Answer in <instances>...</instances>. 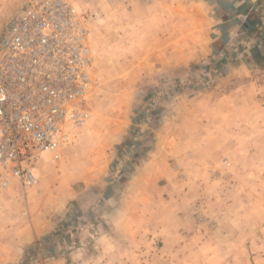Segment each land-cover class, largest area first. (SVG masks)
Listing matches in <instances>:
<instances>
[{
	"label": "crops",
	"instance_id": "0c3cea01",
	"mask_svg": "<svg viewBox=\"0 0 264 264\" xmlns=\"http://www.w3.org/2000/svg\"><path fill=\"white\" fill-rule=\"evenodd\" d=\"M26 2L0 0V22ZM81 7L101 15L93 46L127 61L117 65L132 97L107 132L104 160L64 148L52 184L45 155L38 187L0 191V264H26L31 254L33 264H198L199 248L217 257L211 264H247V250L249 263L264 264V0ZM197 70L211 82L166 98L163 75Z\"/></svg>",
	"mask_w": 264,
	"mask_h": 264
},
{
	"label": "built area",
	"instance_id": "2783aa9c",
	"mask_svg": "<svg viewBox=\"0 0 264 264\" xmlns=\"http://www.w3.org/2000/svg\"><path fill=\"white\" fill-rule=\"evenodd\" d=\"M77 2L27 0L0 34V191L38 186L43 157L61 160L91 117L82 105L93 84L91 26L101 15Z\"/></svg>",
	"mask_w": 264,
	"mask_h": 264
},
{
	"label": "rangeland",
	"instance_id": "374dc122",
	"mask_svg": "<svg viewBox=\"0 0 264 264\" xmlns=\"http://www.w3.org/2000/svg\"><path fill=\"white\" fill-rule=\"evenodd\" d=\"M77 3L79 7L82 8L81 0H78ZM108 3L111 4V2L109 1ZM84 10H92V9L87 8ZM13 16H11L6 21L0 22V34L2 30H4L3 28L5 27V25L13 18ZM99 24H100L99 22L98 23L94 22L93 25L91 26L89 45L92 49V52L95 58L94 70H93V84H92L90 92L88 93L86 97L85 103L82 105L83 108L87 109L90 112L91 117L87 121V123L81 128L80 130L81 134H79V136H77L74 140H72L71 143L65 145L61 149V160L56 161L52 158V162L51 161L47 162L49 164L51 163V166L48 167L47 171H45L44 173L45 176L42 175L40 166H38V173H39L40 181L43 176V178L48 179L47 182L49 185L55 181V178L58 179L61 176L59 169H60V164L63 159L62 151L64 150V148H70V147L81 145L82 147L85 148L84 152L86 151L89 152L90 157L95 162H101V160H104L106 158V155H107L106 148H107V142H108V140L106 139L107 132L109 131V128L113 124V119L118 114H124L126 110V104H127L126 101L132 97L131 93L133 92L125 90L126 80H124L125 74H123L122 72L124 68L121 67V69H119V66L117 65V63L120 61H121L120 63H123V65H127L126 64L127 61L125 59L124 60L119 59L118 61L115 58L116 56H118V54L116 52L108 53L109 50H107V52L101 55L100 57V54L97 51L98 49L97 45L94 44L93 46L92 34L97 31L96 29H98ZM119 39L121 40L120 36H119ZM113 54H114V57H112ZM123 67H126V66H123ZM99 68H101L102 70L100 71ZM196 72L192 73L191 71V73H189L188 75H183V76H177L173 73H170L168 75H163L161 77L162 78L161 81L164 82L167 87L169 88L171 87L172 89L165 94L166 98L170 99L174 96L176 98L178 96H181L187 93L189 94L191 92L190 86H193L196 83L202 82V85L203 84L207 85L208 83L211 82V78L206 73H202V70H197ZM153 78H155L153 79V82L156 81V77H153ZM149 93L150 92L147 88L145 90L142 89L141 91L138 92L136 101L138 100L142 104L143 103L146 104L147 103L146 100L148 98ZM153 98L154 97H152V99ZM131 109L132 107H130V110ZM74 157L78 161V156H74ZM180 159H182L183 162H184V159L189 162L190 156L189 154H184L183 156H181ZM227 161L228 160L225 159L224 163H227ZM174 162H176V159L174 160V157L169 158L168 163L174 164ZM227 165L230 166L229 163H227ZM218 168H220V166L212 171L216 172ZM174 169L176 168L174 167ZM223 174L225 175L227 174V172L225 173L223 172ZM204 211L205 209L201 205V203H198L195 206V215H196L199 225L204 227L203 230L206 229V227L209 224V218L206 215V213H204ZM212 230L213 229H211V231ZM203 237H207V239H209L210 237L212 239L213 235L209 234L208 236L205 235ZM195 242H196V247H197V244H199L198 246H200L201 248L204 247V245H202L199 242V239H197ZM248 245H250V243ZM199 249L196 252H192L193 254L192 258L195 262H198V264H211L212 261L216 260L217 257L211 259L212 257L211 252L208 251V248L207 249L204 248L202 250H199ZM219 254L220 253H218L217 255ZM250 255L254 256V253H252L250 250H247L246 251L247 264H251L249 263Z\"/></svg>",
	"mask_w": 264,
	"mask_h": 264
}]
</instances>
